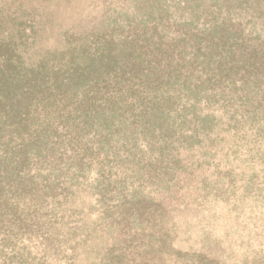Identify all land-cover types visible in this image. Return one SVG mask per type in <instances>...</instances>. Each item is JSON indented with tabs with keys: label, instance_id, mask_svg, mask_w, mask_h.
Wrapping results in <instances>:
<instances>
[{
	"label": "trees",
	"instance_id": "obj_1",
	"mask_svg": "<svg viewBox=\"0 0 264 264\" xmlns=\"http://www.w3.org/2000/svg\"><path fill=\"white\" fill-rule=\"evenodd\" d=\"M62 1L0 0V264H264V0Z\"/></svg>",
	"mask_w": 264,
	"mask_h": 264
},
{
	"label": "rangeland",
	"instance_id": "obj_2",
	"mask_svg": "<svg viewBox=\"0 0 264 264\" xmlns=\"http://www.w3.org/2000/svg\"><path fill=\"white\" fill-rule=\"evenodd\" d=\"M96 0H63L60 8L61 17L63 21L71 20L74 17H77L82 12L89 10L90 5L93 4ZM224 217L220 219L223 221ZM224 231H222L223 233Z\"/></svg>",
	"mask_w": 264,
	"mask_h": 264
}]
</instances>
